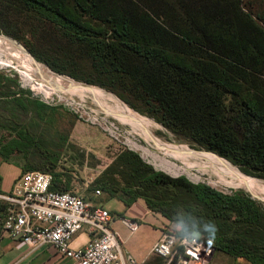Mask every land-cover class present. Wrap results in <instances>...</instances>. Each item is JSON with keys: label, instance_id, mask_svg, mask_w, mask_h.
Masks as SVG:
<instances>
[{"label": "trees", "instance_id": "trees-1", "mask_svg": "<svg viewBox=\"0 0 264 264\" xmlns=\"http://www.w3.org/2000/svg\"><path fill=\"white\" fill-rule=\"evenodd\" d=\"M16 2L34 4L38 27L53 24L39 34L42 49L24 42L36 59L115 92L130 107L154 117L176 139L264 178V84L255 78L264 75V12L256 13L255 21L242 0ZM68 30L74 34L68 37ZM57 49L62 51L59 62L51 58ZM69 62L97 78L68 72ZM1 78L9 83L3 86L0 80V129L13 135L7 144L0 142L3 161L10 152H21L25 158L21 174L49 172L51 189L68 190L56 170L60 153L49 148L43 133L31 129L42 120L52 125V111L58 108L24 89L11 88L13 82ZM57 135L58 145L65 146L64 137ZM128 157L132 173H126L124 186L95 188L105 195L99 204L118 198L127 207L142 198L170 226L180 225L173 228L177 235L197 230L214 250L264 264V212L258 211L252 197L223 194L184 176L157 171L133 153ZM118 192L130 199L118 197ZM3 207L0 200V210Z\"/></svg>", "mask_w": 264, "mask_h": 264}, {"label": "rangeland", "instance_id": "rangeland-1", "mask_svg": "<svg viewBox=\"0 0 264 264\" xmlns=\"http://www.w3.org/2000/svg\"><path fill=\"white\" fill-rule=\"evenodd\" d=\"M242 2L244 3L246 9H251L253 12V19L255 21H259L255 14L258 12L263 14L264 0H242ZM36 15L37 13L34 11V4L32 3L27 7L22 3L17 4L16 0H1L0 34H3L8 39H11H7V43L9 42V44L16 46V48H19V50H21L25 55L31 56L40 66L56 74L57 79L55 81H43V79L36 76H24L21 73V70H24L25 68L17 60H12L10 55L5 52L2 47H0V80L3 86H5L7 83H9V81L3 80L1 77L3 76L4 78H8L13 82L11 88H15L16 90L24 89L28 95L36 97L63 111V115L56 118V127H54V123L51 125L46 120H42L39 123H34L31 126V129L37 133H43V135L49 139V148L60 153L61 157L59 159V166L56 170L59 172L61 182L68 186L69 191L84 196V198H91V202L93 204L95 202L98 203V205L104 206V203L101 202L99 204V201L103 200L105 195L102 192L96 194L94 190L97 189L95 188L102 184L116 185V183H118L119 186H124V178L129 177V175H126V173H132L130 170L132 161L130 157H128V154L133 153L140 157L145 163L150 164L157 171L163 172L167 175L173 177L184 176L188 181L194 184L201 183L207 185L223 194L242 193L246 196L249 195L252 197L250 192L245 188L220 184L217 181V177L207 170L198 169L196 167L189 168L187 172L191 174L190 176L187 173L174 175L164 171L161 168H158L151 161L152 158L144 153L143 150L133 147L129 142V139H132L139 144H143L144 146L150 147L153 150L157 149V145H155L153 141L150 140L149 142V139H145V137L141 136L134 124L126 122L118 115L112 114V107H104V105L107 104L101 98L87 95L83 90H80L77 86L71 84V80L69 81L67 77L81 82L77 83L75 81H71L80 87L101 90L111 96L116 97L133 113L144 116L155 122L157 124L154 134L156 142L166 144L168 143V145L174 143L181 144L187 146L194 153L209 155L221 162L230 164V166L235 168L239 173L241 172L240 174L246 176L249 178V180H253L248 182L251 183L254 189L256 188L255 190L260 194V196L252 197V199H254L256 202L255 205L258 208V211L260 213L264 212V187L262 185V183H264V178L242 172L235 164L226 158L222 156L220 157L223 159L218 158L215 155L217 154L215 152L214 154L212 151L200 147H194L186 141L176 139L175 135L154 117L130 107V105L121 99L115 92L98 84H90L81 80H77L66 72L57 71L46 65L43 61L36 59L34 55L28 50V47L24 42H28L29 44H33L35 47L42 49V46L39 44L41 42L39 34L41 31L48 29L44 28L48 26V24L53 25L51 23L44 25L45 22H43L38 27L39 22L36 21ZM258 24H260V22H258ZM261 26L264 28V24ZM10 33L17 37H14V35ZM69 33L73 35L74 31L71 32L68 30V37ZM76 36H78V34H76ZM70 37L72 38L71 35ZM12 40L16 41L24 49ZM25 49L31 55L26 52ZM61 53L62 51L57 49V51L51 55V58L56 59L57 55H60ZM60 58L62 59V57ZM56 61L58 60L56 59ZM63 63L67 64L65 61ZM73 63H68V72H75L81 74V76H87L92 79L97 78L92 73L87 74L86 71L83 73L80 69H76L78 68L77 63H83L82 61H77L76 65ZM79 66L85 69L84 64ZM63 70L66 69L64 68ZM85 70L89 71L88 68ZM255 78L261 84H264V75L260 76L259 74V76ZM257 81H255V86ZM52 85L53 87H51ZM2 91L3 87H0V92ZM137 104L140 108L145 109L143 103L137 101ZM57 132L61 133V135L64 137V140L66 141L65 146L58 145L60 139L58 138ZM12 137L13 135L8 131L0 129L1 143L7 144V142ZM68 144H72L73 147H69ZM3 160V157L0 155V176L4 177V179L5 175L8 177V175H10V171L14 170V166L12 167V165L17 166L19 171H21V166H23L25 162L23 154L21 152L18 153L15 151L10 152V156L7 161ZM176 163L181 165L179 161H176ZM117 196H123L124 198L130 199V197L124 192H118ZM116 199L118 200V198ZM112 204L113 202H107L106 208L109 209L112 207ZM154 214H156V216H158L160 219L164 218L159 213ZM118 226H120V224H118ZM172 229V226L167 225L164 227L162 234ZM150 236L151 232L147 231L146 239L148 240ZM130 239L133 240V237H130ZM161 262L163 261L160 259V262L157 264H161Z\"/></svg>", "mask_w": 264, "mask_h": 264}, {"label": "built area", "instance_id": "built-area-1", "mask_svg": "<svg viewBox=\"0 0 264 264\" xmlns=\"http://www.w3.org/2000/svg\"><path fill=\"white\" fill-rule=\"evenodd\" d=\"M52 179L49 172L26 171L16 178L11 190L0 192V200L5 203L0 210V240L9 236L31 249L50 246L71 264H140L124 250L112 227L119 218L134 232L137 221L111 213L75 192L53 190ZM84 229L89 240L73 246L74 237ZM151 252L164 264H208L212 247L203 238L179 236L172 229L154 242Z\"/></svg>", "mask_w": 264, "mask_h": 264}, {"label": "crops", "instance_id": "crops-1", "mask_svg": "<svg viewBox=\"0 0 264 264\" xmlns=\"http://www.w3.org/2000/svg\"><path fill=\"white\" fill-rule=\"evenodd\" d=\"M63 111L55 109L52 111V119L55 126L56 118L61 117ZM9 165V164H8ZM14 166V167H13ZM8 177L0 176V192L11 190L16 178L20 175L18 167L12 165ZM107 202H113L109 210H114L128 219H133L139 223L138 229L130 232L120 221L115 219L112 227L117 231L122 246L126 252L132 255L140 264H157L160 259L164 260L151 252V247L156 240L162 235L165 226H170L169 221L164 217L160 219L156 216V212L148 209L145 201L138 198L129 206L125 207L122 201L116 198H110L104 201V206ZM120 224V226H118ZM115 226V227H114ZM151 232L150 238L146 239V232ZM133 237V240L130 239ZM89 240V233L86 229L79 232L73 239L72 245L78 246L86 243ZM160 258V259H159ZM0 264H71L70 260L60 257L54 248L43 245L37 249H31L30 246L24 244L18 239L5 236L0 240ZM208 264H255L254 262L244 257H234L222 250L215 249L209 257Z\"/></svg>", "mask_w": 264, "mask_h": 264}, {"label": "bare ground", "instance_id": "bare-ground-1", "mask_svg": "<svg viewBox=\"0 0 264 264\" xmlns=\"http://www.w3.org/2000/svg\"><path fill=\"white\" fill-rule=\"evenodd\" d=\"M7 39V37L0 36V47H2V49L10 55L12 60H17L25 68L24 70H21V73L24 76H36L38 78L43 79V81H55L57 79L56 74L40 66L31 56L25 55L21 50H19V48H16V46L9 44V42L7 43ZM67 78L69 79V81H74L69 77ZM71 81V84L77 86L80 90H83L87 95L101 98L107 104L104 105V107H112V114L118 115L126 122L134 124L137 127V131L141 134V136L145 137V139H149V142L150 140L153 141L155 145H157L156 150H153L150 147L144 146L143 144H139L134 140L129 139V142L132 144V146L136 149L143 150L144 153L149 155L152 158L151 161L158 168H161L170 174L178 175L181 173H187L190 176L191 174L187 172L189 168L196 167L198 169L207 170L217 177V181L220 184L230 186L233 185L238 188H245L247 191L253 193L254 195L260 196V194L255 190L256 188L254 189L251 183L248 182L251 179L249 180V178L240 174L241 172L239 173L235 168L230 166V164L221 162L209 155H201L194 153L187 146L181 144L174 143L168 145V143L166 144L156 142L154 134L157 124L155 122L144 116L133 113L120 100H118L114 96L107 94L106 92L86 87H80L76 83H73ZM51 87H53V85ZM176 161H179L181 165L177 164ZM262 185L264 187V183H262Z\"/></svg>", "mask_w": 264, "mask_h": 264}, {"label": "water", "instance_id": "water-1", "mask_svg": "<svg viewBox=\"0 0 264 264\" xmlns=\"http://www.w3.org/2000/svg\"><path fill=\"white\" fill-rule=\"evenodd\" d=\"M0 36H2V37H6L5 35H3V34H0ZM10 39V38H9ZM11 40V39H10ZM12 41H14V40H12ZM16 44H18L16 41H14ZM19 45V44H18ZM20 47H22L21 45H19ZM23 48V47H22ZM24 49V48H23ZM26 50V49H25ZM26 52H28L27 50H26ZM29 53V52H28ZM30 54V53H29ZM31 55V54H30ZM60 75V74H59ZM75 82H77V83H81V82H78V81H76V80H74ZM214 153V152H213ZM250 195L252 196V197H258V196H256V195H254L253 193H251L250 192ZM172 226V228H176V229H180L181 227H180V225H176V224H172L171 225ZM193 236H196V237H199V238H203L204 237V235H203V233L202 232H200V231H197V230H195V231H193L192 233H191ZM214 250V248H212V251Z\"/></svg>", "mask_w": 264, "mask_h": 264}, {"label": "clouds", "instance_id": "clouds-1", "mask_svg": "<svg viewBox=\"0 0 264 264\" xmlns=\"http://www.w3.org/2000/svg\"><path fill=\"white\" fill-rule=\"evenodd\" d=\"M209 243H211V241H209Z\"/></svg>", "mask_w": 264, "mask_h": 264}]
</instances>
